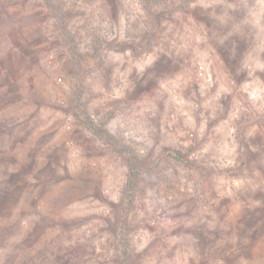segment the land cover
Segmentation results:
<instances>
[{
    "label": "rangeland",
    "instance_id": "374dc122",
    "mask_svg": "<svg viewBox=\"0 0 264 264\" xmlns=\"http://www.w3.org/2000/svg\"><path fill=\"white\" fill-rule=\"evenodd\" d=\"M25 2L0 25V264H114L127 168L89 119L157 162L140 264H264V0Z\"/></svg>",
    "mask_w": 264,
    "mask_h": 264
},
{
    "label": "trees",
    "instance_id": "16d2710c",
    "mask_svg": "<svg viewBox=\"0 0 264 264\" xmlns=\"http://www.w3.org/2000/svg\"><path fill=\"white\" fill-rule=\"evenodd\" d=\"M25 1L26 0H0V25L5 17L16 15L22 8H26L27 10V7L23 5ZM43 1L46 2L54 17L60 20L62 16L56 10L58 7V0ZM158 4H160L159 0H140V6L146 13H148L154 5ZM142 46L143 43L141 41H133V51H136L138 47ZM72 49L74 52H77L76 45H72ZM82 124L95 135L97 139L102 141L114 153L120 156L126 165L127 173L125 184L122 190V196L115 211V222L112 231L116 256L114 264H140L133 255L132 246L129 241V212L137 200L143 180L147 177L149 171L155 167L157 162L153 163L150 155L139 154L138 151L131 147L125 140L109 134L102 126L94 123L91 119L82 121ZM177 160L178 163L182 162L181 158Z\"/></svg>",
    "mask_w": 264,
    "mask_h": 264
}]
</instances>
